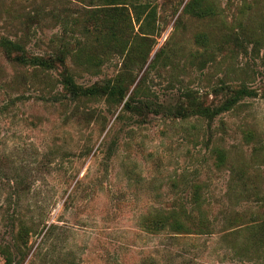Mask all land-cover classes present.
Masks as SVG:
<instances>
[{"label": "rangeland", "instance_id": "374dc122", "mask_svg": "<svg viewBox=\"0 0 264 264\" xmlns=\"http://www.w3.org/2000/svg\"><path fill=\"white\" fill-rule=\"evenodd\" d=\"M87 1L0 0V31L33 53L63 43L75 53ZM132 1L154 7L156 20L148 61L130 68L128 97L175 105L189 92L208 105L220 100L213 88L242 83L258 96L212 122L135 115L104 100L69 102L56 73L12 63L0 50V241L21 219L33 228L23 264H264V247L240 249L246 227L264 225V0H204L216 11L205 18L191 12L194 0ZM68 62L83 86L129 65L112 53L96 69ZM194 185L205 227L181 236L143 229L158 210L196 216ZM238 214L232 242L227 220Z\"/></svg>", "mask_w": 264, "mask_h": 264}, {"label": "trees", "instance_id": "16d2710c", "mask_svg": "<svg viewBox=\"0 0 264 264\" xmlns=\"http://www.w3.org/2000/svg\"><path fill=\"white\" fill-rule=\"evenodd\" d=\"M88 8L84 20L79 22L80 38L85 41L77 44L79 47L73 53L68 50L63 43L57 50L37 54L31 52L24 43L14 40L0 31V50L3 55L12 63L23 67L32 68L35 72L56 73L59 83L66 92V97H62L72 103L81 101L104 100L110 107L123 106V112L142 115L143 113L160 114L167 118L187 119L197 117L208 122L214 121L222 114L234 110L246 98L258 96L256 90L249 88L246 84H222L212 89V95L220 97L219 102H210L206 105L199 96L189 92L184 93L180 101L173 105H161L154 103L149 98L145 100H135L134 96L128 97L129 79L132 75L130 68L140 60L144 63L148 61L149 53L146 40L154 31L156 12L149 4L137 3L132 0H89ZM196 5L192 8V13L199 18H205L216 14L215 8L211 4H204V0H194ZM188 9V8H187ZM139 26L138 34L133 36L135 26ZM153 29V30H152ZM79 38V39H80ZM204 44L207 42L205 36H200ZM86 45V46H84ZM93 45L95 55L87 54L88 46ZM115 54L125 57L127 70L122 71L114 78L97 81L90 86H83L76 81L74 71L68 62L72 58L73 63L81 68L96 69L102 62V55ZM157 56V57H156ZM151 62V67L158 58V54ZM126 67V65H125ZM184 99V100H183ZM183 100V101H182ZM112 149V145L109 148ZM109 156H112L111 152ZM219 163H223L226 154L222 150L216 151ZM194 210L198 212L196 216L191 215L184 207L172 210H158L148 214L143 218V229L154 235L168 233L173 236L191 235L194 233L193 227L202 228L206 226V217L202 212L201 187H192V200ZM241 223V224H240ZM228 239L236 242L241 235L243 217L239 214L227 220ZM246 241L240 247L249 252L252 248L259 251L264 247V225H248L246 227ZM33 228L24 220L14 221L11 228V239L0 241V256L5 264H23L28 255V244L32 237ZM203 233L202 231L196 234ZM204 234V233H203ZM235 249V244H232Z\"/></svg>", "mask_w": 264, "mask_h": 264}]
</instances>
